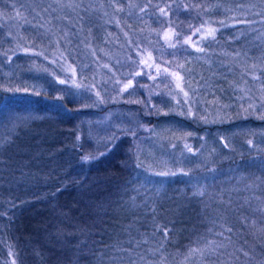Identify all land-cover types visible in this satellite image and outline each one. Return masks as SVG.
<instances>
[{
	"label": "trees",
	"instance_id": "16d2710c",
	"mask_svg": "<svg viewBox=\"0 0 264 264\" xmlns=\"http://www.w3.org/2000/svg\"><path fill=\"white\" fill-rule=\"evenodd\" d=\"M94 1H84V7L89 10L79 9L80 12L91 13L90 6H95L99 11L110 14L109 23L119 18L112 6L114 0ZM101 2L103 9L99 8ZM115 2L122 3L121 0ZM135 2L140 7L149 5L145 13L139 12L144 18L156 14L160 20L163 19L158 7L172 4L175 22L188 26L200 21L192 18L197 8L192 7L188 11L183 8L186 4H200V0ZM49 5L56 7L54 0H0V67L15 64L27 77L18 86L10 87L11 80H5L0 73V123L10 117H20L29 123L53 118L60 129V134L41 139L42 152L16 151L14 146L18 136L14 131L0 132V143L4 149L0 152V264H13V261L15 264H212L217 259L223 264H264V235L244 231L243 225L229 216L251 211L238 205L236 200L253 195V189L257 187H253V175L259 174L255 168L262 170L264 166V152H239L218 163H206L189 171L188 179L183 178L184 175L175 177L171 186L162 189L144 184L138 177L142 169L136 167L139 161L134 152H130L132 146L129 148L126 144L132 135L115 129L118 149L108 152L106 148L93 147L82 136L86 130L78 134L77 121L81 118L91 121V125L95 122L107 125L101 120L102 114L113 106L94 103L96 99L84 89L78 90L79 95L74 91L66 95L65 87L57 84L50 75L60 73V66H50L43 56L33 55L32 51H43L48 58L53 54L31 43L23 25L13 27L20 21L17 11L20 18L28 16L29 12L39 13L40 24L46 26L47 20L59 15L52 12ZM45 8L48 12L44 11ZM170 19L171 14L163 20ZM53 20L55 23L49 24L53 29L62 26L60 21ZM184 34H190L188 28ZM24 48L32 51L25 53ZM134 55L130 54L131 57ZM54 66H57L56 70L51 72ZM80 70L83 75L84 68ZM28 78L39 83L42 79L50 81L30 87L26 81ZM88 79L89 76L83 75L79 82L90 86L92 83ZM8 88H27L29 93L6 91ZM33 88L40 95L34 94ZM58 96H63V99H57ZM164 113L152 116L142 112L140 116L142 123L154 126L158 121L176 117L174 113ZM136 122L139 123L138 120ZM241 123L253 124V120L242 119ZM207 127L199 126L197 129L214 128ZM47 132L52 134L53 129L48 127ZM131 133L135 138L139 134L137 130ZM85 156L91 159L84 161ZM252 161L253 167L247 168L245 164ZM232 167L241 174L236 181L227 173ZM175 172L180 175L179 171ZM250 184L252 187H247ZM199 186L207 188L213 195L223 192L225 200L230 195L232 205H235L232 209L236 211L214 200H210V206L205 208L199 198L192 197V191ZM170 190L172 194L168 193ZM214 218H219V223L225 228L231 226L233 229L227 253L223 257L203 261L198 255L186 259L187 250L206 234ZM165 229L168 230L167 240L163 236ZM143 240L147 243L133 246ZM243 252L249 255L245 256Z\"/></svg>",
	"mask_w": 264,
	"mask_h": 264
},
{
	"label": "rangeland",
	"instance_id": "374dc122",
	"mask_svg": "<svg viewBox=\"0 0 264 264\" xmlns=\"http://www.w3.org/2000/svg\"><path fill=\"white\" fill-rule=\"evenodd\" d=\"M84 1L90 2L91 0ZM121 1L124 5V12L118 13L120 27L116 23H109L108 16L110 14L104 15L105 11H99L97 7L95 8L98 10L91 13H82L79 9L75 12L70 10L58 12L59 15L70 17L71 24L75 25L72 27L68 22L66 24V20L63 21V19L56 20L57 23L60 21L61 27H66L73 33L70 37L72 40L70 47L73 51L68 58L76 67L78 75L81 72L80 68H84L83 75L90 77L89 83L97 85L95 90L99 89L102 93L103 104L113 106L102 114L101 120L107 125L100 122L91 125V121L88 122L81 118L77 121L78 134L81 135L86 130L82 136L93 147L106 148L108 152H116L118 149L115 129L132 135L128 137L126 144L128 143L129 148L132 146L130 152H134L135 158L139 162H143V168L138 172L139 180L154 189L159 186L160 189L171 186V181L176 179L175 177H183L177 174L163 178L154 175L156 172H175L181 169L189 172L206 163H218L239 152H264V121L258 123V121L264 120L262 118L264 117V108L257 104L255 111L249 109L245 112L244 108H247L248 104L246 98L241 99L244 96L241 89H249V95L254 102L264 100V90H262L264 89V76L259 81H252L245 75L252 71L249 69V65H255L256 72L264 70V0H200L202 7L192 14L193 19L200 21L189 23L188 26L174 21L175 13L172 9V19L170 20L183 30L188 28L189 33L191 29L200 26L206 20L211 22L212 27L218 29L216 40L206 42L207 54L197 53L194 49L188 48L186 52H178L175 57L168 55L163 57L164 60L172 61L164 65L169 68V71H179L184 77L182 87L189 92L187 98L176 88L175 79L166 74L160 75L156 80L150 79L147 75L136 76L132 89L124 93L119 92L122 83L127 82L129 73L149 71L143 66L132 63L139 57L129 46L128 40L130 39L134 43L139 41L142 46H148L150 51L156 46L163 49L164 42L159 40L157 45L158 37L155 34L151 36L152 44L150 46L147 45L145 38L153 33V30L162 33L165 28L163 23L165 17L160 20V17L155 14L144 18L139 14L140 6L136 4V0H131L137 6L132 9L127 6L128 0ZM239 4H242L244 9L251 8V13L246 14V19L245 14L236 11ZM204 7L210 10L204 13ZM225 9H232V11H225ZM129 11H131V15H128ZM255 13H259V15H255ZM22 17L18 18L20 21L13 24V27L23 25L31 43L52 53V57L46 61L52 66L50 61L58 59L59 54L56 52L55 46H50L48 43L51 37L45 35L46 28L51 27L48 20L46 21L47 25L42 22L46 25L42 28L35 12H29L28 16ZM220 21L224 22L223 25L220 24ZM54 23L53 20L52 24ZM124 32H128V37L124 36ZM197 39L198 35L193 37L194 41ZM88 44L97 50L96 57L91 55L88 47H85ZM63 47L64 43L61 41V49ZM100 49L103 51L101 52ZM172 51V49H167V52ZM237 51L241 55L233 59L232 54ZM131 53H135V55L131 57L132 60H129ZM224 53L229 55H224ZM153 56H158V53L153 51ZM70 60H67V63L58 62L61 72L54 73L61 78H65L66 75L70 76V71H65L68 64L71 63ZM105 63L109 64L111 72L102 67ZM178 63L183 64L184 68H178ZM56 67L54 66L51 72L55 71ZM0 73L5 80H11L10 87L18 86L21 81L27 78L15 64H8L6 68L2 65ZM152 75H155L154 70H152ZM117 78H120L121 85L116 84ZM245 80L248 82L245 83ZM26 81L30 87H33L50 80L42 79L39 83L28 78ZM61 86L65 87L66 95L73 94L72 91L79 95L78 90H74L75 88ZM100 88H106L108 91ZM90 94L96 99L93 92ZM185 99L192 105V111L195 113L194 118L187 116V107L182 103ZM177 101H181V103L178 105ZM182 111L185 114L182 115ZM142 112L152 116L171 112L176 114V117L162 122L158 121L154 126L152 123H142L140 116ZM249 118L253 120V124L241 123L242 119ZM205 119L208 121L207 123ZM199 126H208L207 128L214 126V128L198 130ZM48 127L53 129L52 134L47 132ZM134 130L139 133L136 138L131 133ZM3 131L8 133L14 131V135L18 136L14 148L20 152H42L41 139L47 138L49 135L53 136L54 133L60 134L59 124L53 118L37 123H29L22 119L11 121L6 118L0 123V132ZM249 140L253 142L252 146H249ZM186 144L192 148V152H188L185 148ZM28 148L31 151H28ZM11 149L13 148L11 147ZM3 150V145L0 143V152ZM249 163L245 164L246 167H253V161ZM235 169L232 167L231 170H227V173L230 178L234 177L233 179L236 181L241 177V174ZM255 169L259 170V174L253 175V187L257 186L253 189V195L239 197L236 200L238 205H243L247 199L250 206L243 207L250 210L264 208V182H262L264 181V166L262 165V170ZM168 193L172 194V190ZM232 206L235 207V205ZM229 216L234 217L242 224V227L245 228L244 231L252 232L255 235H264V231H262L264 223H261L264 221V214L259 211L253 213L248 211L247 214L238 213V215ZM243 217H247L249 221H255V223L245 226L241 223ZM221 221L223 222V219Z\"/></svg>",
	"mask_w": 264,
	"mask_h": 264
},
{
	"label": "snow or ice",
	"instance_id": "6c2138e0",
	"mask_svg": "<svg viewBox=\"0 0 264 264\" xmlns=\"http://www.w3.org/2000/svg\"><path fill=\"white\" fill-rule=\"evenodd\" d=\"M54 3L56 7H53L52 5L48 6V8H51L52 12L62 13L65 8H67L68 10L72 12H75L77 9H84L85 11L89 10L88 8L84 7V0H67V2H65V0H54ZM112 6L115 12L117 13L124 12V5L122 3H116L114 0ZM127 6L129 9L137 7L134 3L131 2V0H128ZM90 7L92 11L98 10L95 8V6H90ZM103 7L104 5L101 2L99 8L103 9ZM148 7L149 5L147 4L144 5L143 7H140L139 12L145 13ZM172 7H173L172 4H167L164 7H158L159 15L165 18L169 17L170 14H172ZM179 7L180 5H177V8ZM192 7L199 9L202 6L200 4H197L195 6L187 5V4L183 5V8L185 11H188ZM217 7H219V5H217ZM48 8H45L44 11L48 12ZM209 10L210 9H208L207 7H204L203 12L206 13ZM225 11H232V9H225ZM236 11H239L242 14H245V19H246V14L251 13V8L244 9L243 5L239 4ZM103 14L107 15L106 12ZM131 14H132L131 11H129L128 15H131ZM37 15H39V13H37ZM201 15H203V13H201ZM255 15H259V13H255ZM17 18H20V14L18 11H17ZM52 19L66 20L69 25H71L72 27H75V25L71 24V18L68 16L58 15L54 18H50L48 21L49 24L52 23ZM110 22H114L116 23L118 27H120L119 19L114 18L113 21H110ZM163 23L166 26L162 33H158L156 32V30H153V33H150L149 36L145 38L147 45L150 46L152 44L151 36L155 34L158 37L157 45L159 44V40H162L164 42L163 49H161L159 46H156V47H153L152 51H150L148 49V46H142L141 42L137 41L134 43L130 39L128 40L129 46L133 48V51H135L136 56L139 57L138 60L132 61V63L137 66H143L144 69H147L149 71H135L133 73H129L127 82L122 83V85H121L120 78H117L116 84L121 85L119 88L120 93L127 92L129 89H132L134 87V80L136 76L147 75L150 79L156 80L160 75L166 74L175 79L176 88H178L179 91L183 93V96L185 98L189 96V92L185 91L184 88L182 87V81L184 80V77L180 74L179 71H169V68L164 65H167L171 63L172 61L164 60L163 57L165 55L175 57L177 56L178 52H186L188 48L194 49L195 52L197 53L207 54L206 53V42L216 40V33L218 29L216 27H212L211 22L206 20L204 21V23L200 24V26L195 27L194 29H191V25H190L189 26V28L191 29L190 34L184 35V30L181 29L180 26L176 24L174 21L165 20L163 21ZM223 23H224L223 21H220L221 25H223ZM249 23H251V21H249ZM40 27L43 28L44 25H40ZM121 31H123V28H121ZM57 33H59V35H57ZM45 35H48L51 37L48 43L50 46L54 45L56 52H58L59 54L58 59H53L50 61V63L57 64L60 61L67 63L68 56L71 55L73 51V49L70 47V45L72 44V40L70 37L73 35V33L69 31L66 27H55V30H53L52 27H49V28H46ZM128 35H129L128 32H124L125 37H128ZM197 35H198V39L194 41L193 37ZM61 41H63L64 43L63 49H61ZM81 43H83V41H81ZM85 47H88L91 51V55L96 57L97 50L95 48H91L90 44L85 45ZM167 49H172L173 51L167 52ZM23 51L25 53H28L32 50H30L29 48H24ZM100 51L102 52L103 49H100ZM153 51H156L158 53V56L154 57ZM32 54L36 56H43L44 59L46 60L48 59V57L45 56L43 51H39V52L32 51ZM105 55H107V53H105ZM224 55H229V54L224 53ZM232 55H233V59H235L236 57H239L241 53L237 51ZM9 59L11 58L9 57ZM129 60H132L131 56H129ZM102 67L105 69H108L109 72L112 71L109 64L107 63L103 64ZM177 67L184 68V65L178 63ZM248 67L252 71L247 72L245 75L248 76L252 81H259L261 77L264 76V70L256 72L255 65H249ZM152 70L155 71V75H152ZM45 71H47V69H45ZM65 71L66 72L70 71L71 75L70 76L66 75L65 78H61L60 76H57L54 72L51 73L50 75H52L54 78V81L60 85H64L66 87H72L77 90L84 89L87 92H93L96 97V100L94 101V103L104 102V98L101 96V92L95 90L97 88L96 84L89 86V85L83 84L82 82H78V73L76 71L75 66H73L72 64H68L67 69H65ZM79 79L80 81L83 80L82 71L79 74ZM247 82L248 81L245 80V83ZM6 91H12L14 93H20L21 91H23L24 94L29 93V89L27 88H24L23 90H21L20 88H16L14 90L11 88H8L6 89ZM241 91L244 93V96H242L241 99L246 98V101L248 104V107L244 108L245 112H247L249 109H251L252 111H255L257 109V104H259L261 108H264V100H258L254 102L251 95H249V92H250L249 89H241ZM32 92L36 95H40V93L36 92L34 88L32 89ZM56 98L63 99V96H58ZM180 103L181 101H177L178 105ZM182 103L187 107V116L194 118L195 113L192 111V105L189 104L187 99H185ZM164 114L167 115V113H164ZM181 114L183 115L185 113L182 111ZM9 119L11 121L21 120L20 117H10ZM201 119H204V118L201 117ZM205 122L207 123L208 121L205 119ZM248 144L249 146H252L253 142L249 140ZM185 148H187L188 152L193 151L192 148L187 144L185 145ZM89 159H91L89 156L83 157L84 161H88ZM136 167L143 168V162L140 161L139 163H137ZM177 174H178L177 172H171V171H161V172L154 173V175L162 176V177L176 176ZM179 174L188 176L190 173L181 169L179 170ZM257 179L259 180L260 178H257ZM247 187L251 188L252 185L250 184ZM237 191H239V189H237ZM192 197L199 198L200 202L204 204L205 208H208L210 206V200H214L215 202L219 204H223L225 208L232 209L231 196L229 195L228 199L225 200V195L223 192L213 195V193L208 192L207 188L203 186H199V187H195L194 191H192ZM145 203H147V201H145ZM243 206H250L249 201L247 199L244 201V204L241 205V207ZM232 210L236 211V209H232ZM251 211L253 212L259 211L261 214H264V208H255V209H251ZM241 223L247 226L249 223H255V221H249L247 217H243L241 220ZM261 223H264V221H261ZM157 230L159 231V229ZM232 231L233 229L231 226L225 228L223 224L219 223V218H214L213 220L210 221V226L208 227L206 234L204 236L199 237L196 241H194L193 246L187 250L186 259H189L197 255L201 258L202 261L205 259H210L212 257H217V258L223 257L227 253V249L232 243V240H231ZM262 231H264V229H262ZM163 236L165 240L168 239V230L166 229L163 230ZM129 243L131 244L132 241L130 240ZM141 243H147V240L138 241L133 246L139 247ZM162 247H163V244H161V248ZM118 251H127V250L118 249ZM157 251H160V249H157ZM240 251H243V249H240ZM243 254L245 256L249 255L248 252H243ZM129 255H131L130 252H129ZM112 259L115 260L117 258L112 257ZM141 259H143V257H141ZM13 264H15V261H13ZM133 264H135V262H133ZM212 264H223V261L220 259H217L215 261H212Z\"/></svg>",
	"mask_w": 264,
	"mask_h": 264
}]
</instances>
